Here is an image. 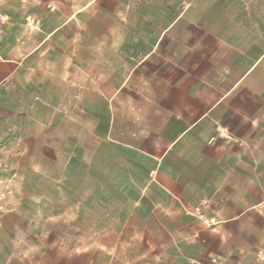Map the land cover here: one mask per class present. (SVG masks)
I'll use <instances>...</instances> for the list:
<instances>
[{"label":"rangeland","instance_id":"1","mask_svg":"<svg viewBox=\"0 0 264 264\" xmlns=\"http://www.w3.org/2000/svg\"><path fill=\"white\" fill-rule=\"evenodd\" d=\"M190 8L191 0H0V254L56 250L89 255L93 264H264V217L215 231L232 212L227 203L215 216L213 203L199 197L197 177L186 172L172 192L163 188L171 171L162 156L169 116L150 118L149 104L165 110L171 103L149 99L169 89L161 85L165 62L175 63L176 76L182 55L108 49L119 34L155 30L159 10ZM252 9L259 36L233 41L238 50L260 52L264 0H253ZM7 60L16 67L7 69ZM220 133L209 141L231 137L226 128ZM202 137L194 132L179 144L182 157L197 159ZM251 154L261 210V150Z\"/></svg>","mask_w":264,"mask_h":264},{"label":"crops","instance_id":"2","mask_svg":"<svg viewBox=\"0 0 264 264\" xmlns=\"http://www.w3.org/2000/svg\"><path fill=\"white\" fill-rule=\"evenodd\" d=\"M252 8L253 0H191L188 12L173 15L168 9L159 10L154 15L155 30L147 32V26H144L139 29L144 32L135 31L128 37L119 34L117 41L108 48L115 54L128 51L156 54L165 59L176 53L182 55V62L176 63L181 72L176 68L179 71L176 76L172 73L175 63L165 62L169 72L165 77L166 83L161 85L168 83L169 89L149 99L171 105L164 110L149 104V117L161 118L164 111L165 116H169L162 123V128L172 136L162 156L171 171L168 173V184H163V188L172 192L178 183L183 184L182 175L187 172L189 176L197 177L199 197L213 203L215 216L225 212L228 203L232 213L213 226L215 231L221 228V223L244 229V223L263 221L264 217V204L259 210L253 201L258 159L251 154L254 149L261 150L264 183V47L260 52L252 47H249L250 50H238L233 41L259 36L253 28ZM261 36L264 37L263 31ZM177 37L183 39L181 46L171 43ZM125 41L129 44L125 45ZM194 54L198 56L197 61L190 62ZM7 62V69L16 67L10 64L13 60ZM195 67L202 71L199 70L197 78L191 80L190 71ZM196 85L198 91H192L191 87ZM106 99L109 101L111 97ZM138 100L144 106L147 104L144 99ZM225 128L231 137L225 135L228 139L216 140L215 136L209 141L218 130L223 135ZM194 132L203 134L199 140V154L197 159H186L179 152V144L185 143ZM175 154L178 157L174 161L171 157ZM223 182H229V187L224 188L226 192ZM0 264H93V260L89 255L54 250L36 254H0Z\"/></svg>","mask_w":264,"mask_h":264}]
</instances>
